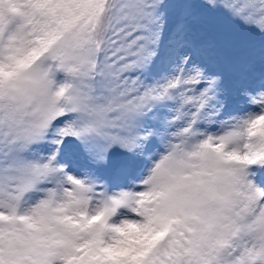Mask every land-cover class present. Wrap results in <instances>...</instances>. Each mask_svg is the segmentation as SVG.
Segmentation results:
<instances>
[{
    "label": "snow or ice",
    "instance_id": "snow-or-ice-1",
    "mask_svg": "<svg viewBox=\"0 0 264 264\" xmlns=\"http://www.w3.org/2000/svg\"><path fill=\"white\" fill-rule=\"evenodd\" d=\"M0 264H264V0H0Z\"/></svg>",
    "mask_w": 264,
    "mask_h": 264
},
{
    "label": "rangeland",
    "instance_id": "rangeland-1",
    "mask_svg": "<svg viewBox=\"0 0 264 264\" xmlns=\"http://www.w3.org/2000/svg\"><path fill=\"white\" fill-rule=\"evenodd\" d=\"M235 31H239V30H235ZM241 35H246V34L241 33ZM233 107H236V105H233Z\"/></svg>",
    "mask_w": 264,
    "mask_h": 264
}]
</instances>
